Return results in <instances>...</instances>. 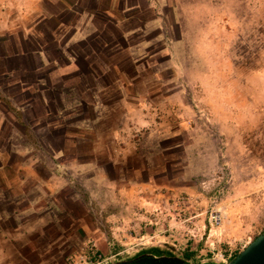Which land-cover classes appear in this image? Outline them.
I'll return each mask as SVG.
<instances>
[{"label": "rangeland", "instance_id": "obj_1", "mask_svg": "<svg viewBox=\"0 0 264 264\" xmlns=\"http://www.w3.org/2000/svg\"><path fill=\"white\" fill-rule=\"evenodd\" d=\"M99 3L111 11H78L99 31L77 42L55 8L0 30V233L36 220L71 251H123L114 262L238 251L264 230V0H168L123 20ZM66 57L79 69L48 79Z\"/></svg>", "mask_w": 264, "mask_h": 264}, {"label": "crops", "instance_id": "obj_2", "mask_svg": "<svg viewBox=\"0 0 264 264\" xmlns=\"http://www.w3.org/2000/svg\"><path fill=\"white\" fill-rule=\"evenodd\" d=\"M118 1L120 2L121 5L119 9L121 11V18H120L121 20H123V17L125 18V16H127L126 11H144L141 9H147L148 11H161L163 6L166 5V3L168 2V0H118ZM95 3L96 0H0V30L1 31L12 30L17 27L23 26L25 20L22 19V17L20 19V16H22L21 15L22 12L26 11L25 13L27 16L33 15L35 17L38 14H40L41 11H53V8H55L57 11H67L65 12V14L69 13L75 17L73 20L74 28H72V33L73 31L79 32V35L73 36V40L77 42L78 40H82L86 38L90 33L99 31V29H97V27L94 24L93 25L90 24L91 27L88 28V30L87 29L85 30L84 23L82 22L84 13L78 11H91V13L86 14L88 21L91 17H94L95 15L98 14L105 15V11L108 12L111 11L110 4L109 6L105 7L103 4L100 3L99 4L102 5L104 11L92 10L91 7ZM89 4L91 6H88ZM10 11L13 12V17L9 16ZM221 11H226V10L221 9ZM14 13H16L15 16ZM47 15L48 14L45 12L41 13L39 15L40 16L39 20L43 17H45L44 20L47 19L49 17V16L47 17ZM50 16H54V15H50ZM80 22L81 25L78 26ZM57 24H58L57 31L59 32L61 31V29L59 30V28L62 27V25L67 27L66 22H63L61 20H59ZM108 26L110 29H112V31L119 34L120 36L123 35V32H125L123 29H120L119 27L115 26L110 21L108 22ZM24 28L26 27L24 26L23 28H21V30L23 31ZM55 40L56 42L60 43L61 42L60 36L59 39H55ZM65 61L66 62L64 64H60L58 68L54 63L52 64L54 65V67L56 66L57 70L58 69L59 70L54 72L55 74H52L53 75L52 79H51L52 75L48 73V79L54 80L55 77L58 75L57 78H59V80H62V78L64 79V77L66 76L67 74L66 70H68L69 67L74 70L79 69L78 64H75L76 61L73 60L69 61L67 57L65 58ZM51 62L46 57H41L39 59L38 64H36V66L34 67V69H36V67H43L46 69ZM31 63L32 62H30V64ZM32 64L34 65V63ZM33 79L34 82L30 84V86L33 85V87L30 88V86H28V90L32 91L30 92V94H33L34 86L37 85L39 87L40 85H43V82H41L43 78L34 77ZM18 110L20 111L19 108ZM5 220H7V217L5 215H0V224H3ZM22 223H26V224L25 225L21 224L23 225V227L21 229L18 228L19 229L18 232H16L14 235L9 234V228L7 224L6 226L4 225L5 227L2 228V232L0 233V260L3 263L1 264H64L67 255L69 253H72V251L74 252L76 250L73 248L72 251L69 250L67 246V242H68L67 238H62L61 235L48 239L47 238L48 233L47 230L45 229V223L36 222V220L33 221L29 220L27 222L25 221ZM32 231L35 232L36 235L35 237L32 236V234L34 233Z\"/></svg>", "mask_w": 264, "mask_h": 264}, {"label": "built area", "instance_id": "obj_3", "mask_svg": "<svg viewBox=\"0 0 264 264\" xmlns=\"http://www.w3.org/2000/svg\"><path fill=\"white\" fill-rule=\"evenodd\" d=\"M221 221L219 213H214L209 218L210 225H218ZM249 240L242 244L238 251L231 249L230 247L221 248L218 245L215 246L214 242L206 243L208 256L199 259L201 264H226L233 259L237 253L242 251ZM126 254L130 251L125 250ZM124 254L123 251L116 254L106 255L102 253L94 243H82V245L74 252L67 255L64 264H111L116 260V256Z\"/></svg>", "mask_w": 264, "mask_h": 264}, {"label": "water", "instance_id": "obj_4", "mask_svg": "<svg viewBox=\"0 0 264 264\" xmlns=\"http://www.w3.org/2000/svg\"><path fill=\"white\" fill-rule=\"evenodd\" d=\"M111 264H186V261L178 256L145 254L135 260L116 261ZM226 264H264V230Z\"/></svg>", "mask_w": 264, "mask_h": 264}, {"label": "trees", "instance_id": "obj_5", "mask_svg": "<svg viewBox=\"0 0 264 264\" xmlns=\"http://www.w3.org/2000/svg\"><path fill=\"white\" fill-rule=\"evenodd\" d=\"M111 21V20H110ZM116 36L117 37H115V38H117L118 39V37H120V35L119 34H117L116 33ZM96 39V38H95ZM90 40H94V38H90ZM98 42V41H97ZM101 42V46L103 47V46H108L107 44H108V42L109 41H106L105 39L103 40V41H100ZM111 44V43H110ZM120 47V49H123V48H121V45L119 46ZM88 49H90V50H88ZM88 53H87V55H89V54H93V53H95L96 52V50H95V48H94V46L92 45V47H88ZM24 51H25V49H23ZM76 58V57H75ZM193 253H185V256L187 257V256H190V255H192ZM169 255H171V254H169ZM186 264H201L200 262H199V260H197V261H195V262H193V263H189V262H186ZM204 264H212V263H204Z\"/></svg>", "mask_w": 264, "mask_h": 264}, {"label": "flooded vegetation", "instance_id": "obj_6", "mask_svg": "<svg viewBox=\"0 0 264 264\" xmlns=\"http://www.w3.org/2000/svg\"><path fill=\"white\" fill-rule=\"evenodd\" d=\"M145 254H150V253H148V252H146V251H142V252H140V253H138V254H136V255H133V256H131V257H127V258H122V259H119L120 261H126V260H135L137 257H139V256H142V255H145Z\"/></svg>", "mask_w": 264, "mask_h": 264}]
</instances>
